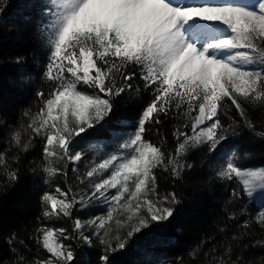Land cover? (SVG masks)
Returning <instances> with one entry per match:
<instances>
[{
    "label": "snow or ice",
    "instance_id": "snow-or-ice-1",
    "mask_svg": "<svg viewBox=\"0 0 264 264\" xmlns=\"http://www.w3.org/2000/svg\"><path fill=\"white\" fill-rule=\"evenodd\" d=\"M8 4L0 0V18ZM40 16L49 91L37 90V110H25L27 122L11 131L9 149L0 151V175L7 183L16 182L19 170L9 161L18 163L20 157H9L8 151L28 152L39 137L44 183L51 189L55 178L63 176L67 186L43 192V218H72L77 206L85 210L99 203L107 211L87 221L75 218V237L41 223L30 239L48 255L31 261L19 255L16 264H73L75 252L65 241L75 238L91 245L92 236L104 248L101 264H109V253L125 249L136 234L173 216L179 200L175 192L160 194L158 169L181 179L194 166L187 160L192 151L207 146L215 153L239 136L241 127L264 139L249 115V107L264 109V0H42ZM137 75L153 98L135 130L111 151L99 143L76 150L77 139L110 116L120 95L140 94L132 84ZM169 116L180 123L172 131L174 149L165 151L166 136L158 126ZM150 126H156L158 143L147 138ZM86 151L94 156L81 173L78 164ZM249 157L233 149L214 169L217 180L236 182L234 199L260 201L255 216L248 214L240 225L245 230L241 235L253 223L264 229V166H244ZM70 165L75 186L68 183ZM229 219H236V213ZM15 239L13 235L7 242L12 245ZM249 246L264 248V240ZM232 251L229 243L209 264H264V256L232 259Z\"/></svg>",
    "mask_w": 264,
    "mask_h": 264
},
{
    "label": "trees",
    "instance_id": "trees-1",
    "mask_svg": "<svg viewBox=\"0 0 264 264\" xmlns=\"http://www.w3.org/2000/svg\"><path fill=\"white\" fill-rule=\"evenodd\" d=\"M41 6L42 0H9L0 18V151L9 149L11 131L27 122L23 112L37 110V90L42 89L45 93L49 91V84L44 79L48 52L42 46L38 34ZM18 57L21 58L19 63ZM132 84L134 88L140 87V94L137 96L125 92L120 95L114 101L115 107L110 116L78 138L75 149L86 150V145L92 141H109L119 135L122 129H132L137 124L143 108L153 95L151 89L143 88L139 75ZM232 115L236 113L233 111ZM249 115L256 124V130L264 131V109L249 107ZM236 118L239 119L238 116ZM162 119L164 122L158 127L160 133L166 136L165 151L172 150L175 147L172 131L180 121L172 116ZM155 127L150 126L147 138L158 143L161 137ZM238 131L239 136L230 137L215 153H209L207 146L192 151L187 160L194 166L186 170L181 179L172 178L168 172L157 171L160 194L175 192L179 200L174 206L173 216L165 222L153 223L136 234L125 249L109 253V264H209L211 257L221 255L229 243L233 249L232 259L241 255L245 261H256L264 256L262 247H245L264 240V229L253 223L247 230L248 234L241 235L245 230L240 227L249 218L248 214L255 216L258 204L246 196L234 199L231 193L233 188H237L236 182L219 181L214 174L215 166L222 162L220 157L233 149L241 154L250 153L244 166H264V139L254 136L243 127ZM24 138L27 139L26 136ZM42 143L37 137L28 152H18L13 147L7 153L9 157L18 154L20 159L18 163L9 161L12 167L19 170L16 182L7 183L6 178L0 175L2 264H16L19 255L29 261L37 255H48L30 239L41 223L51 226L58 222L57 225L71 229L75 218L86 217L81 210L74 211L72 218H43L40 201L43 192L54 191L57 185L66 190L67 186L63 176L55 178L51 189L44 183V174L38 167L42 162ZM86 154L91 156L90 151H86ZM82 164L81 161L80 171L84 168ZM71 169L72 165L68 169V183L73 184L76 179ZM243 208L247 209V213L242 214ZM233 212L236 213V219H229V214ZM92 213L96 212L93 210ZM13 235L16 239L9 245L7 241ZM233 236L239 238L233 240ZM21 240L24 244L20 243ZM72 246L75 252L73 264H101L99 258L104 254V248L99 243L93 241L89 245L74 240ZM198 247L196 256L190 255ZM213 248L216 249L214 253L210 252Z\"/></svg>",
    "mask_w": 264,
    "mask_h": 264
},
{
    "label": "rangeland",
    "instance_id": "rangeland-1",
    "mask_svg": "<svg viewBox=\"0 0 264 264\" xmlns=\"http://www.w3.org/2000/svg\"><path fill=\"white\" fill-rule=\"evenodd\" d=\"M137 125V124H136ZM136 125L132 128V129H122V132H120L119 133V135H116V136H113L109 141H92V142H90L89 144H97V143H99V144H103V145H105V147H106V150H108V151H111L113 148H114V146H115V144L119 141V139L120 138H122L123 136H125V135H127L128 133H131V132H133L134 130H135V127H136ZM89 144H87L86 145V147L88 148V145ZM76 150H78V149H76ZM87 150V149H86ZM91 152V151H90ZM93 156H94V153L93 152H91V156H90V154H89V156L86 154L85 155V158H84V160L82 161V165L84 166V168L80 171L81 173H83L85 170H86V164L89 162V161H91L92 159H93ZM79 164H80V162H79ZM79 164H78V166H79ZM259 165H257V166H252V167H258ZM158 172L159 171H161V172H164L163 170H161V169H158L157 170ZM156 171V173H158ZM76 179V178H75ZM77 184V181L75 180L74 182H73V184L72 185H76ZM83 187V186H82ZM65 190V189H64ZM256 201V203L259 205V203H260V201H259V199H256L255 200ZM95 211L96 213L94 214V213H92V211ZM77 211H81L80 209H79V206H77V209H76V211L75 212H77ZM84 211V213L86 214V217L85 218H80V219H82V220H84V221H87L89 218H91V217H94V216H99V215H101V214H103V213H105L106 211H107V208L103 205V203H99V204H94L91 208H88V209H85V210H83ZM64 218H66V217H64ZM60 220H63V218L62 219H60ZM55 224V223H54ZM58 224V222H56V225H51L52 227H55V228H63V229H66L67 230V232H68V234H70V235H72V236H74L75 237V233L73 232V227H71V229H68L65 225L63 226V225H57ZM113 226V228L115 229V227H116V225L115 224H113L112 225ZM127 231V229H125V232ZM86 232H87V234L88 235H90V236H92V230L91 229H88V230H86ZM123 234V233H122ZM74 240H78V239H72V240H68V241H65V243H69V244H71L72 245V242L74 241ZM80 241V240H79ZM93 241H95V242H97V243H99V240L95 237V236H92V243H93ZM81 243H84L83 241H80ZM91 243V244H92ZM100 244V243H99ZM73 247V246H72ZM74 251V250H73ZM151 255H153L152 253H150Z\"/></svg>",
    "mask_w": 264,
    "mask_h": 264
},
{
    "label": "bare ground",
    "instance_id": "bare-ground-1",
    "mask_svg": "<svg viewBox=\"0 0 264 264\" xmlns=\"http://www.w3.org/2000/svg\"><path fill=\"white\" fill-rule=\"evenodd\" d=\"M256 202V201H255Z\"/></svg>",
    "mask_w": 264,
    "mask_h": 264
}]
</instances>
